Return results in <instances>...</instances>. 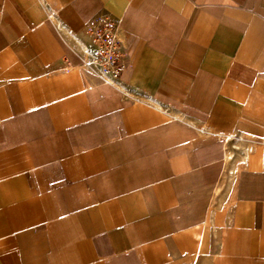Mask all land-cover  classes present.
Wrapping results in <instances>:
<instances>
[{"label":"crops","instance_id":"crops-1","mask_svg":"<svg viewBox=\"0 0 264 264\" xmlns=\"http://www.w3.org/2000/svg\"><path fill=\"white\" fill-rule=\"evenodd\" d=\"M0 264H264V0H0Z\"/></svg>","mask_w":264,"mask_h":264},{"label":"built area","instance_id":"built-area-1","mask_svg":"<svg viewBox=\"0 0 264 264\" xmlns=\"http://www.w3.org/2000/svg\"><path fill=\"white\" fill-rule=\"evenodd\" d=\"M92 42L85 47V73H95L105 84L117 86L127 69V36L116 20H105L89 31Z\"/></svg>","mask_w":264,"mask_h":264},{"label":"bare ground","instance_id":"bare-ground-1","mask_svg":"<svg viewBox=\"0 0 264 264\" xmlns=\"http://www.w3.org/2000/svg\"><path fill=\"white\" fill-rule=\"evenodd\" d=\"M247 153L248 150L244 148L242 143H228L226 156L227 171L217 191V196L221 194L226 180H229L230 186L234 184L238 166L246 160Z\"/></svg>","mask_w":264,"mask_h":264}]
</instances>
